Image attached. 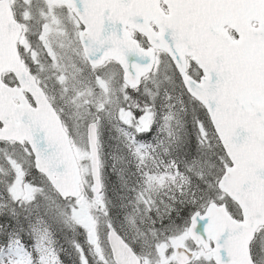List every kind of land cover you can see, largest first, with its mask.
Returning <instances> with one entry per match:
<instances>
[{
	"label": "snow or ice",
	"instance_id": "snow-or-ice-1",
	"mask_svg": "<svg viewBox=\"0 0 264 264\" xmlns=\"http://www.w3.org/2000/svg\"><path fill=\"white\" fill-rule=\"evenodd\" d=\"M0 264H264V0H0Z\"/></svg>",
	"mask_w": 264,
	"mask_h": 264
},
{
	"label": "trees",
	"instance_id": "trees-1",
	"mask_svg": "<svg viewBox=\"0 0 264 264\" xmlns=\"http://www.w3.org/2000/svg\"><path fill=\"white\" fill-rule=\"evenodd\" d=\"M105 142H107V143H106V146H105V147H106V148H105V154L107 155V153L110 151V146L112 145L113 142H112L111 140H109V141H108V140H105ZM109 142H111V143H109ZM109 163H110V162H109ZM108 180H109V183H110V184H111L112 181L115 180V177L112 176L110 172L108 173ZM109 194L111 195V192H110ZM69 235H71V234H69ZM80 238H81V237H76L77 240H80ZM60 242H61V243H64V241H63L62 239H61Z\"/></svg>",
	"mask_w": 264,
	"mask_h": 264
},
{
	"label": "rangeland",
	"instance_id": "rangeland-1",
	"mask_svg": "<svg viewBox=\"0 0 264 264\" xmlns=\"http://www.w3.org/2000/svg\"><path fill=\"white\" fill-rule=\"evenodd\" d=\"M107 136H108V134H107V132H105V136H104V139L105 140H108V138H107ZM109 141V140H108ZM107 142H105V144H106ZM109 143H111V142H109ZM80 240H82V237L80 238Z\"/></svg>",
	"mask_w": 264,
	"mask_h": 264
},
{
	"label": "flooded vegetation",
	"instance_id": "flooded-vegetation-1",
	"mask_svg": "<svg viewBox=\"0 0 264 264\" xmlns=\"http://www.w3.org/2000/svg\"><path fill=\"white\" fill-rule=\"evenodd\" d=\"M39 7V4L37 3L35 6H34V11H35V9L36 8H38ZM38 18V17H37ZM106 148V147H105ZM104 151H105V149H104Z\"/></svg>",
	"mask_w": 264,
	"mask_h": 264
}]
</instances>
